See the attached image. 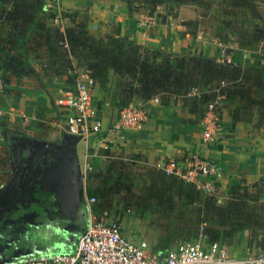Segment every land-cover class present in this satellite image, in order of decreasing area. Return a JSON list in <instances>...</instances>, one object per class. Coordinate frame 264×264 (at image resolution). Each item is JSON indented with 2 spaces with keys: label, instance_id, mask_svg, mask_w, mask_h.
Returning a JSON list of instances; mask_svg holds the SVG:
<instances>
[{
  "label": "crops",
  "instance_id": "obj_1",
  "mask_svg": "<svg viewBox=\"0 0 264 264\" xmlns=\"http://www.w3.org/2000/svg\"><path fill=\"white\" fill-rule=\"evenodd\" d=\"M3 2L0 1V56L4 57L3 66L6 69L16 66L12 55L18 49H10L11 44L16 40H24L26 51L21 56L27 62L23 68L24 74L31 73L37 77L30 84L15 85L11 81L5 85L6 88L20 91V95H0V115L3 114L0 118V202L9 200L11 193H17L23 202L34 199L38 201L43 193L38 192L41 197L36 195L35 172L31 171L30 163L33 162L35 168L41 169V181L51 177V167L46 164L44 154L61 142L63 134L67 133L69 121V113L56 105V99L74 88L75 81L82 77L86 68L79 59L62 57V48L58 47L55 52V41L45 42V34L39 28L56 26L47 21L41 9V0L39 4L35 0L37 9L32 7L33 0H15L12 7L5 6ZM261 2L264 5V0ZM61 6L65 18H72L63 20V28L72 25L73 19L76 25L85 22L88 33L96 38L106 37L113 25L120 24L123 31L144 48L172 57L202 56L219 63L256 69L264 65V22L261 23L263 26H260V33L255 36L248 32V25H242L237 17L232 23L227 18L222 28L218 19L207 10L191 4H163L150 14L140 6L139 0H61ZM25 8L29 9L30 16L21 19L20 13ZM16 11L19 14L17 16ZM146 15L153 16L155 20L148 27L139 24ZM250 21L252 26L253 20ZM29 26L33 27L27 30ZM220 32L224 33L223 37ZM250 35L258 40L257 46L253 49L239 47V40L249 38ZM14 45L16 47V43ZM117 79V74L111 69L104 87L100 88L96 81L93 99L99 106L97 115L101 119L102 129L99 134L91 135L88 141L78 138L75 144L77 158L89 154V161L94 168L92 177L83 180L74 168L64 163L60 165L61 174L56 173L70 176L63 184L73 189L76 186L79 188L84 198L83 206L87 208L90 198L87 191L101 189L107 184H124L113 194L114 201L107 207L111 214L116 215L110 208L125 203L120 196L128 191L127 185L143 178L147 171L156 167L157 162L170 158L182 160L191 155H199L215 162L223 173L217 188L224 199H227L232 185L242 184L252 189L261 178L264 179V129L255 128L257 109L240 111L238 120L233 122L230 111L235 105L222 103L218 140L207 145L200 133L202 107L191 110L189 102L182 97H172L168 103H163L160 95H157L159 102L154 103L144 101L137 95L133 97L132 103L146 107V122L140 128L110 132L108 128L117 120L121 109L117 105ZM212 93L209 91V96ZM13 140L27 144L22 151L26 166L24 175L15 161L11 146ZM118 199L119 203L116 201ZM263 203L262 200L253 203L252 211L262 214ZM122 233L132 241L142 239H132L123 232V228ZM249 234L248 230L244 231L238 243L233 240L232 244H220H225L230 254L239 257L249 251H260L255 242L249 245ZM181 241L175 242L172 247ZM73 247L74 244L65 250L70 251ZM153 253L161 254L162 251Z\"/></svg>",
  "mask_w": 264,
  "mask_h": 264
},
{
  "label": "trees",
  "instance_id": "obj_2",
  "mask_svg": "<svg viewBox=\"0 0 264 264\" xmlns=\"http://www.w3.org/2000/svg\"><path fill=\"white\" fill-rule=\"evenodd\" d=\"M257 2L258 0H139L140 6L147 9L149 14L163 4L196 5L207 10L212 17L217 18L221 27H224V22L229 18V15L237 11L241 15L245 11L249 12ZM32 3H34L32 7L37 9L35 0ZM128 7L130 9L131 6L128 5ZM213 10L214 12H212ZM46 17L48 19L49 16L46 14ZM68 19H72L71 16H68ZM71 21L72 25L63 29L46 28V26H41L39 29L45 34V42L55 41V52L60 47L62 48V52H60L62 57L69 60L79 59L100 88L104 87L107 82L109 71L114 70L118 76L116 97L119 108L128 106L133 102V97L137 95L144 101H149L154 95H160L163 103H168L172 97H182L184 101L189 102L191 110L202 107L200 109L202 118L204 104L210 96L214 97L215 90H218L223 96L222 103L224 105H235L230 111L233 122L238 120L240 111L255 108L257 109L255 128L264 129V65L256 69L233 63H219L202 56L172 57L160 51L144 48L132 40L123 31L120 24L113 25L106 37L96 38L88 33L85 22L76 25L74 19ZM239 22L242 25L250 26L251 24L250 18H239ZM32 27L29 26L27 30ZM260 38L262 39V35ZM14 42L10 49H18V52L12 55V61L16 66L6 69L9 72L8 75L6 72L1 74L4 87L11 82L12 76L24 74L23 68L27 66L26 60L21 59L26 51L25 41L16 40ZM257 44L258 40L250 35L249 38L239 40L238 46L253 49ZM73 75L75 76V74ZM192 87H197L200 90L199 96H187ZM209 91H214V93L209 96ZM3 93L20 95L21 92L5 87ZM30 166L31 171L35 172L34 184L38 189L41 169L35 168L33 162L30 163ZM169 177L172 186L178 181L177 194L184 202L195 204L200 197L199 194L205 195L200 208H195V212L191 216L194 220H191L192 222L189 224L195 227L194 232L200 231V234L210 242L232 244L233 240L236 241L235 243L240 242L244 231L248 230L250 232L249 245L255 242L259 252L264 254V232H262L264 230V205L262 214L252 211L253 203L260 200L264 202L263 178L252 189L242 184L232 185L228 190L225 202L219 204L216 197L200 192L192 184L185 183L172 175ZM123 185L107 184L101 189L87 191V195L95 198L94 207L96 209L103 210L110 207V203L114 201L113 194L117 193ZM184 186L187 188L185 189ZM43 194L41 197V194L36 192L37 197L48 199L45 207H49L54 201L53 193L47 198ZM116 201L119 203V199ZM82 207L86 216L87 208L86 206ZM189 224L181 227L178 231L179 234L186 236ZM57 250L59 249H54V251Z\"/></svg>",
  "mask_w": 264,
  "mask_h": 264
},
{
  "label": "built area",
  "instance_id": "obj_3",
  "mask_svg": "<svg viewBox=\"0 0 264 264\" xmlns=\"http://www.w3.org/2000/svg\"><path fill=\"white\" fill-rule=\"evenodd\" d=\"M41 9L47 14L53 26L63 29L61 0H41ZM155 22L154 17L146 15L139 24L148 27ZM96 80L87 69L81 78L74 83L71 91L63 93L56 99V105L69 113L67 133L88 141L93 134L102 129L101 119L97 113L99 106L93 99ZM2 81L0 79V90ZM215 99L204 104L201 118V136L205 144H213L218 140L221 128L220 106L223 96L215 90ZM197 87L190 88L187 96H199ZM150 101L159 102L157 95ZM145 106L130 103L120 109L117 120L109 126L110 132L123 128H140L147 120ZM80 174L86 179L92 171L89 154L80 158ZM156 168L172 175L185 183L192 184L200 192L217 198V184L223 173L215 162L199 155H191L182 160L166 159L157 162ZM220 196V195H219ZM96 200L90 197L87 203L86 227L77 235L74 247L70 251H46L36 255L20 257L8 264H264V254L249 251L244 256L230 254L224 245L217 241H207L200 234L197 239L181 241L161 254L148 250L145 240L132 241L124 236L119 218L108 209L98 210L94 207Z\"/></svg>",
  "mask_w": 264,
  "mask_h": 264
},
{
  "label": "rangeland",
  "instance_id": "obj_4",
  "mask_svg": "<svg viewBox=\"0 0 264 264\" xmlns=\"http://www.w3.org/2000/svg\"><path fill=\"white\" fill-rule=\"evenodd\" d=\"M0 1H4L3 3L5 4V6L12 7L14 5L13 1L15 0ZM16 1L19 2L23 0ZM36 1V3H40L39 0ZM261 1L262 0H259L255 7L249 12L245 11L241 15V13L237 11L229 15V23H232V20L236 17L237 19L250 18L251 20H253V25H250L249 27L246 26V28L248 32L250 31L251 34L255 36L258 35L261 29L260 26H263L261 23L264 22V5H261ZM15 14L16 16L19 15L17 11L15 12ZM20 14V18L25 19L30 16V11L28 8H25L23 9V11H21ZM220 34L222 37L224 36V33L220 32ZM3 60L4 57L0 56V79L2 73L6 72L7 75L9 74L5 66H3ZM36 77L37 75H33L31 73L22 75L18 74L12 76L11 81L15 85H24L26 83L30 84L29 82H34V79ZM4 88L5 87L2 84L0 95L4 92ZM212 92L214 93V91ZM211 99H215V96H210L209 100ZM2 116L3 114L0 115V118ZM22 126L24 125L22 124ZM78 164L80 172V157H78ZM92 170L93 171H91V173H88L89 176L86 179H90L92 177L94 168ZM170 183L171 178L169 177V175L155 167L153 168V170L147 171L143 178L137 179L132 184L127 185L128 192H126V194L123 193L120 196L125 202H122L123 205L121 204L119 207L110 208L112 209L111 211L115 213L119 218L123 228V232H125V234L127 235L129 234L132 239H138L139 237L145 239L149 250L152 252L164 251L165 249L172 247L177 241H187L200 237V231L197 233L194 232L195 227L189 223L194 220L191 216L192 214H194L195 208H200V204L205 199V195L199 194L200 197L199 199H197L198 201H196L195 204H188L178 197V181L174 186H172ZM38 187L40 192L45 193L46 198L51 193L54 194L58 193L59 191V186H55V182L50 179L45 182L40 180L38 183ZM184 188L186 189L187 187L184 186ZM217 200L219 204H223L226 199H224V196L221 197L218 195ZM185 224H189L188 234L186 236H182L178 231H180L181 227H183ZM234 245L235 247L237 246L236 244ZM227 246L229 247V245Z\"/></svg>",
  "mask_w": 264,
  "mask_h": 264
},
{
  "label": "flooded vegetation",
  "instance_id": "obj_5",
  "mask_svg": "<svg viewBox=\"0 0 264 264\" xmlns=\"http://www.w3.org/2000/svg\"><path fill=\"white\" fill-rule=\"evenodd\" d=\"M17 142L13 140L11 143L13 151ZM46 157L45 162L51 167L49 179L59 186V191L53 194L54 201L49 207H45L48 199L23 202L17 193H11L9 200L0 202V259L11 257L14 260L54 249L65 250L75 243L77 235L86 227L87 213L85 216L82 207L84 198L82 194L79 199L75 196V193L80 194L79 188H67L63 181L70 176L55 175L54 160L51 162V157ZM64 188L66 191L61 193ZM36 192L40 193L39 188Z\"/></svg>",
  "mask_w": 264,
  "mask_h": 264
},
{
  "label": "water",
  "instance_id": "obj_6",
  "mask_svg": "<svg viewBox=\"0 0 264 264\" xmlns=\"http://www.w3.org/2000/svg\"><path fill=\"white\" fill-rule=\"evenodd\" d=\"M78 138L79 137H76L72 134L65 133L62 136L61 142L59 144L49 148L47 150V152L44 154L46 156H50L54 160L53 163L55 164V168H57L55 174L59 173L61 171L60 165L62 163H64V164H68L69 166L74 168L79 173L78 176L80 178H82L80 175V172H79L78 158L76 157V153L74 150L75 144H76V141ZM26 146H27V144L24 141H18L14 145L15 161H16V163L18 165V169L22 175H24L25 171H26V166L24 164L25 157L23 156V153H22L23 149ZM55 150H56V153L54 154ZM67 188H69V186ZM64 191H66V188L62 189L61 193H63ZM79 193L80 194L75 193V196L77 199H79V197H81V191H79ZM62 198H64V196H62ZM11 261H12L11 257L3 258V259H0V264H8Z\"/></svg>",
  "mask_w": 264,
  "mask_h": 264
}]
</instances>
